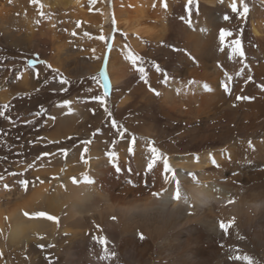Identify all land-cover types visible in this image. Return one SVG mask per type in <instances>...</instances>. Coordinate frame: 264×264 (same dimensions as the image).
I'll use <instances>...</instances> for the list:
<instances>
[{
    "label": "bare ground",
    "instance_id": "1",
    "mask_svg": "<svg viewBox=\"0 0 264 264\" xmlns=\"http://www.w3.org/2000/svg\"><path fill=\"white\" fill-rule=\"evenodd\" d=\"M194 1L188 19V0H113L119 31L107 53L111 117L98 102H84L103 93L99 73L106 39L99 37L107 34L109 20L104 5L95 24L99 41L81 62L73 64L64 44L51 48L47 62L52 69L93 81L92 93L74 94L66 99L68 107L58 106L65 100L47 106L44 64L30 68L16 61L15 52L0 62V264H13L10 257L27 264H42V259L51 264H264V0L253 1L256 12L246 10V16L230 7L235 2L238 10L247 9L243 0ZM28 4L0 0V40L9 39L13 47L22 39L20 57L38 52L44 58L47 43L55 40ZM39 8L44 11L43 4ZM248 14L241 64L239 56L230 58L228 45L242 37L238 26ZM221 28L232 32L223 49ZM129 51L143 57L147 84L126 59ZM164 72L167 83H161ZM226 73L233 78L231 95L220 86ZM249 75L252 80L245 83ZM58 78L54 86H61ZM237 95L249 99L238 101ZM32 106H38L35 112ZM112 119L127 130L128 140L137 138L132 154ZM74 138L78 144L65 155L60 150ZM149 140L169 158L174 179H164L162 159L153 171H145ZM109 150L117 153L111 162ZM89 178L93 182H84ZM177 188L178 199L173 198ZM41 212L58 221L35 215ZM221 220H234L227 232ZM104 237L106 245L99 239Z\"/></svg>",
    "mask_w": 264,
    "mask_h": 264
},
{
    "label": "rangeland",
    "instance_id": "2",
    "mask_svg": "<svg viewBox=\"0 0 264 264\" xmlns=\"http://www.w3.org/2000/svg\"><path fill=\"white\" fill-rule=\"evenodd\" d=\"M253 1H255V0H243L244 4H246V8H247L246 10L250 14L256 12ZM28 2H29L28 6L31 7L30 8L31 12L29 10L27 12L32 13L34 18H37V19L43 18L45 28L43 27L42 29H44V30L46 29L47 34L49 32L48 37H52L55 40V44L51 45V43H49V42L47 43L46 49H45L46 50L45 51L46 57L44 56V58L43 57L40 58L41 55L38 52H33L32 56L30 58H26V57L23 58V57L19 56L20 55L19 53H21V51L23 50L22 49L23 44H21V42H20V40H22V39H18L19 40L18 41L15 38V41L16 42L18 41V44H16L15 46L12 47V46H10L11 41L9 39L2 37L0 40V47L2 48V54L0 55V62H2L3 60L9 59V57H10L9 53L10 52H15V54H17L16 55L17 56L16 61H21V59H22L23 61L26 62L27 66H28L29 61H34V63H32V66H31L32 68L39 65V64H44L46 66V71L44 73V80L46 82V86L48 87L47 88L48 94L45 98V101L47 102V106L49 108H52L59 101L70 99L76 93H80L81 91H86L88 89L91 90V86L93 85V81L89 80V78H90L89 76H87L86 78L85 77L73 78V77H68V76L66 77L65 75H63L59 71L54 72L52 68L47 67V65H49L48 57H49V55H51V48L53 46L64 44V46L69 47L71 49L70 50V58L72 59L73 64H74V62L76 64L81 62L80 57L82 55L88 54L89 52H91V50L93 51L96 48V45L98 43L97 41H99L98 40V37H99L98 31H100V30H98L95 27V24L99 20L100 9L104 5V7H106V9L108 10L109 20L105 25V28H107V32H106L107 34H105L106 40H105V46L103 49H104L105 54L108 53L109 45L112 46V43H113L114 38L116 36V32L119 31V30H116L115 22L113 19V12H112L113 0H105L104 3H100L99 0H80L77 5H74V3H72V2L70 4L69 3H59V2H57V0L56 1H54V0H38V3H32V2H30V0H28ZM66 2H68V1H66ZM194 2L191 4V7L192 6L195 7L196 4ZM53 3H54V6H53ZM33 4L34 5L37 4V5L34 6ZM41 4L44 5V11L39 13V10H40L39 5H41ZM55 4H58V5H55ZM191 10H193V9H191ZM188 11H190V8ZM193 11H190L189 14L186 15L188 19L191 17V13H193ZM150 12L152 13V11H150ZM131 16H134L131 18H136L137 13L131 14ZM152 18H154V17H152ZM152 18H151V21L153 22V20L155 18L154 19H152ZM151 21H148V22L150 23ZM248 21H249V14H248L247 18L245 19V21L238 26V28L242 31V37L240 38L241 41L248 38V35H249V33H248L249 32ZM77 22H79V26L77 25ZM148 22H146V23L148 24ZM45 23H46V25H45ZM40 24L41 23H39L37 26L39 27ZM51 28H54V29H51ZM42 29L39 32H42L43 31ZM50 30H52V31H50ZM15 33H16L15 35H17L18 33H19L18 35H20L21 31L17 30V28H15ZM73 33H75V35H73ZM170 40L171 39L166 40L167 41L166 45H165L166 47L169 46L168 42L170 43ZM122 41L127 42L126 37H123ZM16 52H18V53H16ZM39 61H41V62H39ZM44 62H47V65ZM171 62H174V61H171ZM55 70H57V69H55ZM99 75H100V73H99ZM61 76L63 78H66L69 83L65 84L64 86H62V85L61 86H54L52 84V81L56 77H61ZM85 79L87 81H84ZM100 79L103 82V78L101 76H100ZM47 82H48V84H47ZM52 87H54V88H52ZM61 88L66 89V91H61ZM96 95L97 94H95V96ZM37 108H38V106H32L30 111L35 112L37 110ZM39 112H40V116L43 115V113H44V112L42 113L41 110H39ZM47 115H48V113L44 114V116L41 117V119L46 118ZM42 122L43 121H41L40 123L29 122V124H27V125L25 123H23V124H19V127H21V129H25V128H28L29 126H32V125L33 126H36V125L40 126L42 124ZM89 139H92V138L90 137ZM78 141H76V139L74 138V141L72 140L70 143L66 144L68 147L65 150L70 149L72 146L78 144ZM4 254H5V258L7 259L6 252ZM36 254H38V253H36ZM39 255H40V253H39ZM18 259H17V257L16 258L10 257V261L13 264H27L25 259L22 258L23 259L22 261H20ZM4 261L2 262V264H5ZM41 263L42 264H51L47 261H44V259H42ZM32 264H37V263L34 261Z\"/></svg>",
    "mask_w": 264,
    "mask_h": 264
},
{
    "label": "snow or ice",
    "instance_id": "3",
    "mask_svg": "<svg viewBox=\"0 0 264 264\" xmlns=\"http://www.w3.org/2000/svg\"><path fill=\"white\" fill-rule=\"evenodd\" d=\"M30 2L32 3H38V0H30ZM194 2V0H188V4L185 5V9L186 11L189 10V5H191L192 3ZM164 7H167V5H163ZM230 7L232 8V10L234 12H241L243 11L244 12V16H246L247 12H246V9H244L242 6L240 8V10H238V6L235 2H233ZM225 20H228L229 17L228 16H225L224 17ZM77 25L79 26V22H77ZM73 35H75V33H73ZM232 35V32L229 31L228 29H225V28H221L219 30V33H218V39H219V43H220V46L221 48L223 49L225 46H226V38L230 37ZM99 39L101 40H104L105 37L103 35H101L99 37ZM228 47L231 48V52L229 54L230 58L232 56H239L241 59H240V63L243 64L244 63V57H245V52L243 51V48H242V43H241V40L238 39V38H235L231 41V44L228 45ZM111 48V45H109V49ZM188 54V53H186ZM190 55V54H188ZM126 59H128L132 66L136 69L137 72L140 73V80L145 82L147 84V73L145 71V68L142 66V61H143V57L142 56H139L137 54H134L132 52H128L127 56H126ZM194 59V58H193ZM138 62H141L140 66H138ZM32 63H34V61H29L28 62V66L31 67L32 66ZM46 65H47V62H44ZM106 66H107V53L105 54V65L104 67H102L101 71H100V76L103 78V93L101 95H96V96H92L90 98H87L84 102H89V101H95V102H98L101 107L103 108L104 112L109 116L111 117L112 114L111 112L109 111V109L107 108V105H106V98L109 96L110 94V90H111V84H110V81L108 79V76L106 74ZM47 67L51 68V65H47ZM153 67L156 68L157 71H163L160 66L158 64H156L155 62H153ZM53 71H58V70H55L53 69ZM227 76V81H222L221 82V88L223 89V91L225 92V94H228V95H231L232 93V87H231V81H232V76L231 75H227V73L225 74ZM241 75V71H237L236 72V76H240ZM59 79V83L61 85H65V84H68V80L66 78H63L62 76L58 78ZM92 79H96V77H92ZM170 77L168 76L167 72H164V78L163 80L161 81V83H167L169 81ZM252 80V77L249 75L248 78H247V81H245V83H247L248 81H251ZM196 81L194 80H189L188 81V84H195ZM261 88H264V84L260 85ZM204 89L206 91H211L210 88H208L207 84L204 85ZM149 90L152 91L154 94L156 95H160L159 92H157L155 89L151 88V86L149 85ZM61 91H66V89L64 88H61ZM89 91H91L89 89ZM179 91V90H177ZM249 99V97L247 96H242V95H237L236 96V100H247ZM71 104V101L69 100H65L63 101L61 104H59L58 106L60 107H68L69 105ZM6 107V106H5ZM44 109L41 108V112H43ZM69 111H71V108L69 107ZM94 111V110H93ZM40 113H37V115H39ZM0 116H4V112L0 111ZM6 119H8L9 121H11V117L10 116H7L5 117ZM111 125L112 127L116 128V127H119L121 129V138L122 139H125L126 142L128 143V152L129 154H132L134 152V145H135V142H136V137L133 135L131 137L130 140L127 139V130L126 129H123V126L122 125H117V122L115 121V119H112L111 120ZM99 131V130H97ZM85 144L87 143H90L89 141H85L83 142ZM113 144H115V141L113 142ZM249 144V147H253V144L251 141L248 142ZM62 153H64L65 155L67 154V150H64V149H61L60 150ZM84 151L86 152L87 151V148L84 149ZM148 151L151 153V158L148 160L147 164H146V167H145V171L146 172H151L154 170V166L157 165V161H160L162 159V163H163V172L165 173L164 175V179L167 181L169 179H174L175 178V170L170 166V163H169V158L162 154L160 152V150L153 146V142L151 140L148 141ZM42 155H48V154H42ZM106 155L108 156L110 162L111 161H114L116 158H117V153L115 151H112V150H109L108 152H106ZM82 157H83V152H82ZM212 163L215 164L216 161L214 159H212ZM113 166L116 167V170L119 171V167L113 163ZM29 167H31V165H29ZM170 174V175H168ZM73 182L76 183L78 182L76 178H72ZM84 182H93L90 178ZM19 183L22 185V186H26L27 184V181L25 180H21L19 181ZM153 195H159V193H153ZM173 198H176L178 199L179 198V190L177 188V192L174 194V197ZM39 217H42V218H45V219H49V220H52L53 222H56L58 221V218L57 217H53L51 215H49L48 213L46 212H41V213H37L35 214ZM234 223V220H230V221H219V226L221 228L222 231L224 232H227L233 225ZM138 236L140 239H143V234L142 233H138ZM100 239V242L104 245L107 244V238L104 237V238H99Z\"/></svg>",
    "mask_w": 264,
    "mask_h": 264
}]
</instances>
